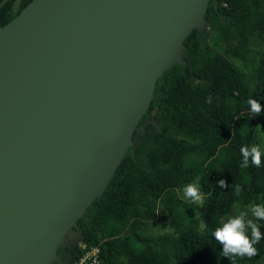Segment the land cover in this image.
<instances>
[{
	"label": "water",
	"instance_id": "1",
	"mask_svg": "<svg viewBox=\"0 0 264 264\" xmlns=\"http://www.w3.org/2000/svg\"><path fill=\"white\" fill-rule=\"evenodd\" d=\"M208 3L30 0L0 26V264H52L77 244Z\"/></svg>",
	"mask_w": 264,
	"mask_h": 264
},
{
	"label": "trees",
	"instance_id": "2",
	"mask_svg": "<svg viewBox=\"0 0 264 264\" xmlns=\"http://www.w3.org/2000/svg\"><path fill=\"white\" fill-rule=\"evenodd\" d=\"M14 1L0 6V26L30 0L11 9ZM205 19V29L183 41L186 65L174 63L157 78L132 135L134 149L77 220L78 240L100 247V264H256L264 253L261 240L258 255L232 261L219 255L213 235L235 203L264 199V157L260 167H240L241 147L255 143L257 122L264 128V114L252 116L247 103L250 97L264 103V0H209ZM194 181L203 204L182 199L183 187ZM159 213L172 231L153 235ZM57 254L52 264H68L78 245L66 241Z\"/></svg>",
	"mask_w": 264,
	"mask_h": 264
},
{
	"label": "clouds",
	"instance_id": "3",
	"mask_svg": "<svg viewBox=\"0 0 264 264\" xmlns=\"http://www.w3.org/2000/svg\"><path fill=\"white\" fill-rule=\"evenodd\" d=\"M207 102H211L209 97ZM247 103L251 107V111L259 114L262 110L260 103L253 98H249ZM260 127V125H257ZM242 161L241 168H247L249 162L256 167H260L261 159L264 157V150L261 145L252 143L244 145L240 149ZM221 187H226V181H219ZM182 199L192 204H203L205 194L195 183H188L183 187ZM261 221H264V203L252 204L247 210H240L235 214H226L221 216L217 221V226L213 232L216 241L222 246L219 253L222 257L228 259L243 260L251 259L259 254L256 247L261 240H264V232L260 231Z\"/></svg>",
	"mask_w": 264,
	"mask_h": 264
},
{
	"label": "rangeland",
	"instance_id": "4",
	"mask_svg": "<svg viewBox=\"0 0 264 264\" xmlns=\"http://www.w3.org/2000/svg\"><path fill=\"white\" fill-rule=\"evenodd\" d=\"M235 63L239 65V63L237 61ZM261 108H262V110L259 114H255L252 111H250V114L254 117H257L258 115L264 114V103L261 105ZM257 125H260V127H257ZM257 125H256V131H255V135H256L255 143L260 144L262 150H264V128L259 122H257ZM192 183H195L198 185L197 181H194ZM261 203H264V199L262 200ZM252 204H255V203L252 202V203L245 204V205L235 203L229 214H235L236 212H238L240 210H247ZM165 231H172V225L168 219L164 218L163 214L159 213L157 218L151 222L150 232L153 235H155V234H159V233H162ZM256 264H264V253L259 258V260Z\"/></svg>",
	"mask_w": 264,
	"mask_h": 264
},
{
	"label": "built area",
	"instance_id": "5",
	"mask_svg": "<svg viewBox=\"0 0 264 264\" xmlns=\"http://www.w3.org/2000/svg\"><path fill=\"white\" fill-rule=\"evenodd\" d=\"M79 254L68 264H100V247L98 245H90L87 242L78 240L77 242Z\"/></svg>",
	"mask_w": 264,
	"mask_h": 264
},
{
	"label": "flooded vegetation",
	"instance_id": "6",
	"mask_svg": "<svg viewBox=\"0 0 264 264\" xmlns=\"http://www.w3.org/2000/svg\"><path fill=\"white\" fill-rule=\"evenodd\" d=\"M1 1H2V0H1ZM1 1H0V2H1ZM6 1H7V0H6ZM2 5H3V4H2ZM2 5H1V6H2ZM20 5H21V4H20V0H15L14 3H13L12 5H10V8H11V9H18V8H20ZM24 6H25V5H24ZM24 6H23V7H24ZM23 7H22V8H23ZM66 260H67V258H65V261H66Z\"/></svg>",
	"mask_w": 264,
	"mask_h": 264
}]
</instances>
